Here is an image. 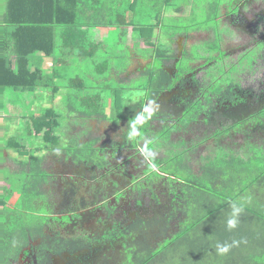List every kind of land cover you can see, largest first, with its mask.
Returning a JSON list of instances; mask_svg holds the SVG:
<instances>
[{
    "label": "trees",
    "instance_id": "obj_1",
    "mask_svg": "<svg viewBox=\"0 0 264 264\" xmlns=\"http://www.w3.org/2000/svg\"><path fill=\"white\" fill-rule=\"evenodd\" d=\"M173 3L174 0H0V8H5L0 19V92L11 88L44 93L51 89L50 96L55 102L60 92V87L53 84L57 79L67 80L68 88L88 89L86 80L74 75L75 61H96L99 46L92 43L90 35L95 28H132L135 45L141 44L142 51H150L146 56L133 53L126 64L117 70L111 69L109 76L102 78V82L115 78L118 83H125L119 82L120 76L127 73L134 56L150 59L173 52L169 46H159L160 28L167 11L181 13L185 9ZM172 34L167 32L170 38L175 35ZM47 60L52 65H45ZM103 64L96 65L99 74L107 69L106 62ZM166 76L164 69L152 66L129 82L142 78L145 81L142 90L146 98L152 99ZM102 90L100 94L84 98L89 108L84 113L75 112L74 104L68 102L72 113L86 120L105 119L101 107L108 92L114 111L130 117L128 122L132 125L135 120L130 112L143 102L128 101L123 97L125 88L122 87L104 86ZM28 120L25 129L28 138H10L8 145L12 149L17 146L20 156L15 158L16 172L24 175V180L19 186L21 207L14 201L7 204L2 197L4 192H0V203L4 205L0 213V264H13L19 251L37 235L43 238V247H48L45 233L48 215L27 211L35 208L37 201H46L49 195L44 188L51 178L45 167L47 155H56L58 150V155L80 160L86 159L92 149L89 142L80 143L76 137L63 143L66 129L70 127L62 126L60 114L52 108ZM146 121L143 120L142 129L148 131ZM233 128L242 135V141L212 147L195 156H188L183 150L175 151L163 161L167 165L162 170L181 186L180 211L187 221L185 229L168 238L169 222L165 220L163 234L159 236L162 239L156 246L147 241L146 234L143 240L135 242V253L124 258L122 264H166L168 261L172 264H264L263 106L244 112ZM144 147L147 152L152 149L151 145ZM94 162L102 164L97 159ZM158 164L154 158L153 165ZM6 191L11 200L14 194L18 195L11 189ZM142 224L145 227L147 222ZM177 260L182 263H176Z\"/></svg>",
    "mask_w": 264,
    "mask_h": 264
},
{
    "label": "flooded vegetation",
    "instance_id": "obj_2",
    "mask_svg": "<svg viewBox=\"0 0 264 264\" xmlns=\"http://www.w3.org/2000/svg\"><path fill=\"white\" fill-rule=\"evenodd\" d=\"M218 10L226 34L177 32L166 41L172 53L139 68L141 77L155 60L167 76L152 99L144 93L136 101L143 104L130 112L132 125L130 117L105 108L106 118L87 119L86 135L77 137L91 144L86 159L52 154L58 162L52 159V171L46 167L49 195L35 204L51 211L45 224L48 247L41 236L30 238L13 264H116L119 255H133L135 242L146 234L156 246L165 220L168 238L180 231L183 194L180 183L162 170L170 155L164 151L178 147L195 156L242 141L235 123L244 112L264 109V0H231ZM197 42L208 45L194 50ZM144 119L148 131L142 129ZM171 230L175 233L169 235Z\"/></svg>",
    "mask_w": 264,
    "mask_h": 264
},
{
    "label": "rangeland",
    "instance_id": "obj_3",
    "mask_svg": "<svg viewBox=\"0 0 264 264\" xmlns=\"http://www.w3.org/2000/svg\"><path fill=\"white\" fill-rule=\"evenodd\" d=\"M184 3V4H183ZM231 0H174L175 5L184 6V11L181 13L176 14H170L169 16H164L161 32H162V43L159 44L161 47H168L170 46L167 41V32L176 33V32H190V31H197L198 29L201 30H209L213 31L214 33H227L224 29H221L220 26V10L216 9L217 5H227L230 4ZM151 6V5H147ZM151 13H155L154 9H149ZM0 15V19H1ZM132 28H95L91 29L90 35H91V41L93 44L98 45V52L96 55V61L88 60L86 62L85 60L76 59L75 61V74L78 75L81 78H84L86 80V86L89 88L86 90L81 89H73L68 88L67 86V80L58 81L55 80L53 82L54 85H57L60 87L59 96L57 97V100L55 102L52 101V97L50 94H52V90L48 89V91L44 93L40 92H24V91H14V89L8 88L4 89L0 92V167L1 163L5 162L8 166H11L12 168L17 169V165L14 164L11 160L7 161L6 154L4 155V152L8 150L11 153H13L14 157H19V153L17 152V146L14 147V149L10 148L9 140L10 138H17L18 140L28 138L27 135H25V129H27V122L33 116L39 115L43 110L52 108L58 114L61 116L62 126L67 125V127H70V130L66 129V135L64 136L63 143L67 144L69 141L72 140V137H82L86 135L88 131V122L85 118L81 117L80 114L72 113L71 108L69 107L68 102H72L75 106V112L78 113H84L89 110L87 104H85L84 98L88 96H93L96 94H100V92H103L102 87L104 86H111L112 88H118L122 87L125 88L123 90V97L127 98L128 101L131 100L132 103L139 100L141 97L144 96V91L142 88L145 86V81L142 78H136L133 79L131 82L128 83L129 79L134 78L138 76L137 71L140 67L144 68L145 64L148 60L146 58H140L138 59V56H135V60L130 65L127 73L123 74L125 77L124 82L125 83H118L115 78L111 79L108 82H102V78L108 77L110 74L111 69H119L121 66L126 64L129 61V58L132 57L133 53H136L135 55H148L150 54L149 50H141V44H139V49L133 48L135 45L133 41V36L131 34ZM172 34V35H173ZM203 35V34H202ZM201 35V36H202ZM199 35H194L193 37H201ZM204 37V35H203ZM190 40V39H189ZM133 41V43H132ZM188 42V41H187ZM184 43V40H183ZM180 40V44H183ZM208 43L206 42H197L194 50L196 48H200L199 46H203V49H206V46ZM148 57V56H147ZM154 57H158L157 55ZM106 62L107 69L104 73L99 74L96 71V65ZM45 65H51V63L46 62ZM104 65V64H103ZM151 67L155 66L156 68L159 67L158 61L153 60L150 64ZM261 67V66H260ZM259 67V68H260ZM258 68V69H259ZM240 71V67L236 68L235 71ZM232 71L230 70V73ZM261 72V71H260ZM234 74V73H232ZM255 74H258L256 72ZM122 75V74H121ZM260 76V74L258 75ZM121 79V76H120ZM104 100V106L101 107V109L109 107L113 108L111 104V98L110 94L108 92L105 93V97H103ZM54 103V104H53ZM108 106V107H107ZM77 128V130H76ZM77 132V133H76ZM21 144V143H20ZM25 146L28 145L24 144ZM35 146H38L37 143ZM159 147H163V145H159ZM58 149V146L56 147ZM178 147H172L171 150L168 148L165 150V156L171 157V155L175 154V151L178 150ZM56 155H58V150ZM47 162L45 163V167L52 166L54 164L55 159L56 163L58 160H56V157H53L52 154L47 155ZM61 157V156H60ZM48 165V166H47ZM153 167H150V170H152ZM155 174H152L154 176ZM152 178L149 176L147 179ZM24 180V175L21 173H17L16 171L12 170L11 168H0V186L1 191L4 193L2 194L3 199H5L7 204H12L13 201L16 203V206L21 207L22 203V196L19 195L20 193V181ZM3 186L5 188H3ZM12 189L14 193H18V195L11 200L10 198H7L8 192L7 189ZM13 193V192H12ZM11 193V194H12ZM4 206V205H3ZM27 211L32 212V214L38 215H49L51 214V211L44 207L42 204L40 208H28ZM57 214V213H55ZM186 220L182 222L181 229L186 224ZM175 233L173 230L170 231L169 235ZM174 236V235H173ZM162 239V238H161ZM168 242V241H166ZM165 242V243H166ZM164 243V244H165ZM163 243L161 245H164ZM155 245V244H154ZM154 247V246H153ZM130 255V252L126 253V256L128 257ZM112 257V262H115V258ZM124 256L119 255L118 263L121 264L123 262ZM180 260V259H179ZM177 260L176 263L181 261ZM126 262V261H125ZM171 261L166 262V264H172ZM183 264V263H182ZM186 264V263H184Z\"/></svg>",
    "mask_w": 264,
    "mask_h": 264
},
{
    "label": "crops",
    "instance_id": "obj_4",
    "mask_svg": "<svg viewBox=\"0 0 264 264\" xmlns=\"http://www.w3.org/2000/svg\"><path fill=\"white\" fill-rule=\"evenodd\" d=\"M4 11H5V8H3V7H1L0 8V15L2 16L3 15V13H4ZM168 13H169V11H167ZM166 13V15L168 16V15H170L171 13ZM172 14H176L175 12H173ZM157 31H159V30H157ZM131 34L133 35V32L131 31ZM137 48L139 47V44L136 46ZM135 57V56H134ZM138 58H139V56H138ZM135 60V58H133V60L132 61H134ZM46 62H48V63H51V65H52V61H50V60H47ZM45 62V63H46ZM47 66H50V65H47ZM10 151H12V150H6L5 152H4V155L6 154V156L5 157H7V161H9V160H11L14 164H16L17 165V162L15 161V157L13 156L14 154L13 153H11ZM7 167H9V168H11L12 170H14V171H17V169L16 168H12L11 166H8L7 164H6V162H5V159H4V163H1V167L0 168H7ZM17 168H18V165H17ZM1 186H0V192H1ZM3 188H5L4 186H3ZM11 189V188H10ZM9 189V190H10ZM12 190V189H11ZM13 191V190H12ZM13 197H15L14 195H13ZM2 209H3V204L2 203H0V213H1V211H2Z\"/></svg>",
    "mask_w": 264,
    "mask_h": 264
}]
</instances>
